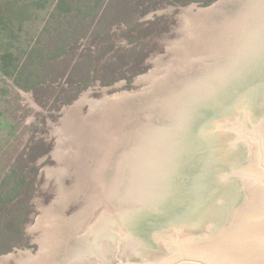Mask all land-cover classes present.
<instances>
[{
  "label": "water",
  "instance_id": "1",
  "mask_svg": "<svg viewBox=\"0 0 264 264\" xmlns=\"http://www.w3.org/2000/svg\"><path fill=\"white\" fill-rule=\"evenodd\" d=\"M195 4L51 124L36 248L0 264H264V0Z\"/></svg>",
  "mask_w": 264,
  "mask_h": 264
},
{
  "label": "rangeland",
  "instance_id": "2",
  "mask_svg": "<svg viewBox=\"0 0 264 264\" xmlns=\"http://www.w3.org/2000/svg\"><path fill=\"white\" fill-rule=\"evenodd\" d=\"M215 1L70 0L52 13L56 0H0V48H14L21 65L26 46L37 47L22 68L28 87L0 71V255L36 248L29 230L51 197V124L83 92L147 71L182 8Z\"/></svg>",
  "mask_w": 264,
  "mask_h": 264
},
{
  "label": "trees",
  "instance_id": "3",
  "mask_svg": "<svg viewBox=\"0 0 264 264\" xmlns=\"http://www.w3.org/2000/svg\"><path fill=\"white\" fill-rule=\"evenodd\" d=\"M69 2L70 0H56L52 13H55L58 10L65 11V5L69 4ZM69 5L71 7V4ZM2 15L3 14L0 13V23L3 24V27H0V28H3L2 30H5L7 26V21L5 20V17H3ZM36 51H37L36 44L27 45L24 50L25 57H24L23 63L19 65L18 57H17V54L14 48H11V47L0 48V71L4 75L12 76L17 81L18 85H22L23 87H28L26 83L23 84L21 82V79H22L21 75H22L23 69H24V74H25L27 71L28 65L33 62L32 60L33 54ZM36 67H39V66H36Z\"/></svg>",
  "mask_w": 264,
  "mask_h": 264
}]
</instances>
